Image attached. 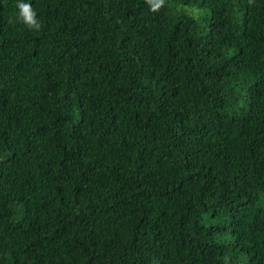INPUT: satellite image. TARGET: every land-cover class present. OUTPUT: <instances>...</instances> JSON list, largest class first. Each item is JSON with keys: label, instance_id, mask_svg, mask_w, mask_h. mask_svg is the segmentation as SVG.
Wrapping results in <instances>:
<instances>
[{"label": "trees", "instance_id": "16d2710c", "mask_svg": "<svg viewBox=\"0 0 264 264\" xmlns=\"http://www.w3.org/2000/svg\"><path fill=\"white\" fill-rule=\"evenodd\" d=\"M0 0V264H264V0Z\"/></svg>", "mask_w": 264, "mask_h": 264}, {"label": "clouds", "instance_id": "9594fccd", "mask_svg": "<svg viewBox=\"0 0 264 264\" xmlns=\"http://www.w3.org/2000/svg\"><path fill=\"white\" fill-rule=\"evenodd\" d=\"M150 6L152 12H157L163 5L165 0H146ZM251 2V0H250ZM18 9V19L22 22L28 29L38 31L42 27L41 22L37 19V14L33 10L30 3H25L23 0L18 2L16 5Z\"/></svg>", "mask_w": 264, "mask_h": 264}]
</instances>
